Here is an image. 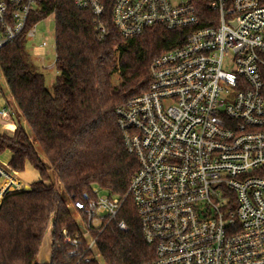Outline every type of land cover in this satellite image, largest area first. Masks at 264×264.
I'll use <instances>...</instances> for the list:
<instances>
[{
    "label": "built area",
    "instance_id": "2783aa9c",
    "mask_svg": "<svg viewBox=\"0 0 264 264\" xmlns=\"http://www.w3.org/2000/svg\"><path fill=\"white\" fill-rule=\"evenodd\" d=\"M41 2L0 0V49L25 32ZM73 3L94 14L101 34L112 4L124 37L161 27L182 38L152 61L147 90L117 108L139 163L126 194L94 186L67 202L77 222L61 232L68 257L102 264L97 239L130 197L154 247V258L140 264H264V0H207L201 15L191 0ZM39 22L26 35L55 52L51 68L57 42L39 40ZM7 177L0 165V185Z\"/></svg>",
    "mask_w": 264,
    "mask_h": 264
},
{
    "label": "trees",
    "instance_id": "16d2710c",
    "mask_svg": "<svg viewBox=\"0 0 264 264\" xmlns=\"http://www.w3.org/2000/svg\"><path fill=\"white\" fill-rule=\"evenodd\" d=\"M201 13L207 0H191ZM112 4L101 22V34L91 11L73 0H42L25 32L0 49V66L21 117L31 127L32 140L19 123L12 136L0 134V153L13 156L5 168L19 173L30 163L39 180L30 190L9 192L0 201V264H38L44 234L53 221L51 264H100L68 257L62 229L77 230L67 202L94 186L123 197L139 168L125 146L117 108L148 88L152 61L181 43V31L151 27L141 34L120 35L111 19ZM54 13L58 76L48 86L28 50L26 31ZM42 148L69 200L53 181L36 148ZM124 220L128 229L118 227ZM105 264H140L154 258V247L143 236L134 203L128 197L117 219L97 239Z\"/></svg>",
    "mask_w": 264,
    "mask_h": 264
},
{
    "label": "rangeland",
    "instance_id": "374dc122",
    "mask_svg": "<svg viewBox=\"0 0 264 264\" xmlns=\"http://www.w3.org/2000/svg\"><path fill=\"white\" fill-rule=\"evenodd\" d=\"M37 33H38V38L40 41L47 40L50 45H53L56 41V21L55 17L53 15L48 16L46 19L42 20L39 22L37 26ZM34 40L28 41V50L30 51L33 59L37 60V57H40V60L42 61H37V65L39 66V70L42 71L46 77V82L48 86H52L54 81L56 80V77L58 76V68L56 65H54L51 68H48L47 65L53 63L56 59L55 52L53 50H50L49 48H40L38 47ZM49 51V52H48ZM225 69H229L225 66ZM0 86L3 88V91L5 94H9V88L7 86L3 71L0 66ZM25 127L29 137L33 140L34 135L31 127L28 124H23ZM36 148L38 152L41 154V156L44 159L45 166H47L52 174V178L54 181L55 186L60 189L64 196L65 199L68 201L69 196L65 194L62 185L60 184L58 178L56 177L55 172L52 170L46 158V156L43 153L42 148L36 143ZM28 177L25 178L26 183L31 184L34 181H37L40 178L39 170L33 166H29L28 170ZM21 178L22 176L19 175ZM24 190V189H22ZM102 264H105L102 262Z\"/></svg>",
    "mask_w": 264,
    "mask_h": 264
},
{
    "label": "crops",
    "instance_id": "0c3cea01",
    "mask_svg": "<svg viewBox=\"0 0 264 264\" xmlns=\"http://www.w3.org/2000/svg\"><path fill=\"white\" fill-rule=\"evenodd\" d=\"M9 94H5L3 88L0 86V110L6 108L9 111L8 117H2L0 114V134H6L12 136L14 130L18 127L19 123L27 124L26 120L21 117L19 110L17 109L10 90ZM13 153L11 150L6 149L0 153V165L7 166L8 162L12 158ZM29 166H32L30 163L26 164L25 170L19 173L8 171L10 177L4 178L2 184L0 185V195H3V198L9 193L14 191L21 190L22 186L31 185L25 181V178L28 177ZM19 175L22 177L20 178ZM39 180V179H38ZM35 182V181H34Z\"/></svg>",
    "mask_w": 264,
    "mask_h": 264
},
{
    "label": "water",
    "instance_id": "95a60500",
    "mask_svg": "<svg viewBox=\"0 0 264 264\" xmlns=\"http://www.w3.org/2000/svg\"><path fill=\"white\" fill-rule=\"evenodd\" d=\"M31 185H26L24 190H30ZM53 221H51L44 234L42 244L38 254V264H51L52 263V251H53Z\"/></svg>",
    "mask_w": 264,
    "mask_h": 264
}]
</instances>
